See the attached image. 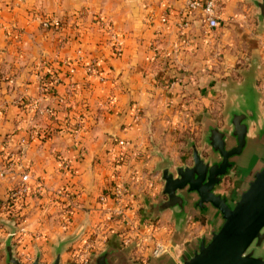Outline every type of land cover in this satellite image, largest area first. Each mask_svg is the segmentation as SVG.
<instances>
[{"label":"crops","instance_id":"obj_1","mask_svg":"<svg viewBox=\"0 0 264 264\" xmlns=\"http://www.w3.org/2000/svg\"><path fill=\"white\" fill-rule=\"evenodd\" d=\"M253 1L216 0L217 29H209L198 11L181 32L177 21L187 0H0V210L7 194L27 182L25 220L12 237L23 264L38 252L40 261L49 264L52 246L84 228L61 255V264H76L85 241L104 235L106 228L97 235L94 230L113 206L100 197L117 173L120 140L130 146L118 172L137 195L128 215L143 235L149 232L143 228L149 221L142 211L162 191L161 168L175 171L193 163L188 145L194 141L201 146L205 116L220 127L224 123L227 93L217 84L240 83L243 63L254 59L264 64V26L257 23ZM46 16L66 24L59 32L44 29L40 19ZM163 17L166 23H161ZM101 19L108 29L100 26ZM115 42L122 49L120 57L115 56ZM79 51L85 61L97 58L100 77L82 66ZM55 71L63 81L46 95L42 86ZM178 77L184 82L169 89ZM263 80L261 71L257 87L264 95ZM182 105L187 106L186 126L177 116ZM81 114L85 123L77 131L71 118ZM158 220V235L169 246L175 226L172 211L162 212ZM220 223L216 210L195 213L178 254ZM112 228L91 258L115 241L129 248L134 263L150 262L148 245L143 250L135 242L125 246V227ZM2 236L8 235L0 227Z\"/></svg>","mask_w":264,"mask_h":264},{"label":"water","instance_id":"obj_2","mask_svg":"<svg viewBox=\"0 0 264 264\" xmlns=\"http://www.w3.org/2000/svg\"><path fill=\"white\" fill-rule=\"evenodd\" d=\"M257 20L264 26V0H254ZM250 64H259L252 60ZM227 93L222 127L205 116L201 146L192 141L191 165L175 171L161 168L163 188L155 202H147L142 216L157 220L171 210L175 223L169 252L152 257L148 264H264L256 250L264 249V95L257 87V72H244L242 81L232 85L218 83ZM240 174L230 193L221 191L225 180ZM220 214L221 223L192 240L186 248H178L185 227L195 213ZM11 228L5 241L6 264H23L15 255ZM84 228L72 237L59 240L51 248L53 260L61 264L62 253L79 239ZM129 248L111 241L91 258L89 264H136L130 260ZM176 257L177 261L173 259ZM38 252L30 264H45Z\"/></svg>","mask_w":264,"mask_h":264},{"label":"built area","instance_id":"obj_3","mask_svg":"<svg viewBox=\"0 0 264 264\" xmlns=\"http://www.w3.org/2000/svg\"><path fill=\"white\" fill-rule=\"evenodd\" d=\"M198 11H201L204 14L206 24L209 29H217L220 26L216 13V0H187L184 9L179 13L177 21V27L180 29L181 32H184L190 27L192 16L195 12ZM40 21L44 29L51 31H57L63 26V20L60 18L46 16L42 17ZM167 21L168 19L166 17H163L161 19V23H166ZM99 23L101 27H105L107 29L109 28V26L106 25V22L103 19L99 20ZM116 43L117 42H115V44ZM113 47L115 56L120 57L122 54L121 47L117 44ZM79 52V62H83L85 64L87 72L93 76L100 77L102 75V70L97 66V59L93 58L89 61L84 62L82 61L83 55H81V51ZM49 76L50 77L45 80L44 85L42 86V90L46 95H51L55 85L61 83L63 78L58 71H55L52 74L50 73ZM183 82L184 79L182 77H178L171 81L168 87L169 89H174ZM186 107V105H182L177 110V116L179 117V120H181V126L187 125L186 120L183 116ZM71 123L75 125V127H77V129L75 130L79 131V128L82 127L85 123V120L83 116L80 117L78 115L77 117L71 118ZM26 141H28V139L24 138L22 140L24 144L26 143ZM118 146L119 150L115 157V170L117 171V173L114 174L112 180L113 184L111 186V189L109 190V193L103 194L100 197V201L103 204H107L109 202L113 206L106 209L105 220L100 225L95 227L94 235H97L95 232L105 230V228L107 229V231L104 233V235L99 236V240L95 238L83 247L84 249H82L75 257L76 264H89L91 260V255L92 253H94V248L96 247V245L103 243V240L106 239V236L112 232L113 225H119L121 226V228L122 226L125 227V229L121 232V235L123 237V244L125 246H128L135 242V247L138 250H143L145 246L148 245L147 248H149L150 256L152 257H158L164 253L169 252L168 243L161 236L158 235L162 227L158 219L155 221H149L143 225V228L149 231L148 233L143 235L141 233L140 227L135 223V221L129 218L128 214L130 211L134 210V204L136 202L137 195L131 189L130 183L126 181L118 172V169L121 165L124 164V158L121 150L127 149L130 144L125 140H120L118 142ZM63 164L65 167V171L71 173L72 168L70 167L68 162H64ZM129 172L130 174L136 175L135 173H133L134 171ZM149 187H153V183L151 181L149 182ZM41 190L42 185L39 184L38 191ZM28 195H30L29 185L27 182L22 181L17 185V187L12 189L7 194V197L3 203L4 207L7 206L9 207V209H17L18 207H21V205H23L22 203ZM130 231H134L136 235L133 236Z\"/></svg>","mask_w":264,"mask_h":264},{"label":"rangeland","instance_id":"obj_4","mask_svg":"<svg viewBox=\"0 0 264 264\" xmlns=\"http://www.w3.org/2000/svg\"><path fill=\"white\" fill-rule=\"evenodd\" d=\"M62 20H63V26L59 30H57L56 32H59L61 29H63L64 25L66 24V21H64V19H62ZM257 23H258V20H257ZM63 37L64 36H62V38ZM262 49L264 50V47H262ZM263 53H264V51H263ZM79 55H80V53H79ZM81 55H83V54L81 53ZM82 57H83L82 61L85 62L84 56H82ZM93 58H96V57H91V59H93ZM255 58H257V57H255ZM80 63L82 64V66L85 67V64L83 62H80ZM241 66H242V68H244L243 69L244 71L241 73V76H243L244 72L251 71L252 69L255 72H257V75L261 71L264 73V64H260L259 63V64L255 65V64L248 63L247 65H244V63H243V65H241ZM257 85H258V87H260V85L258 84V81H257ZM262 85L264 86V80L262 81ZM225 105H226V103L223 104V107H225ZM81 116H82V114L80 115V117ZM240 177H241L240 174L233 175L232 177H229L227 179L225 185H224V190L227 191L228 193H230L232 188L237 185V182L240 180ZM24 209H25L24 206L21 205V207H18L17 209H12V208L9 209V207L5 206L4 208H2V210H0V227L4 228V230L6 231L8 236L10 235L12 227H14L15 229L18 227L19 230L21 231V229H20V227L22 226L21 224L25 220ZM18 224H20V227L18 226ZM18 228H17V230H14L15 232L12 234V237L18 231ZM8 236L7 237L6 236L0 237V264H6V261H5V257H6V251H5L6 244H5V241L8 238ZM85 242L86 243H84V244L86 245L88 242H87V240ZM255 254L257 256H260V257L264 258V249L256 250ZM52 258H53V256L51 254L50 262L53 260ZM30 263H31L30 261L29 262H25V264H30Z\"/></svg>","mask_w":264,"mask_h":264},{"label":"trees","instance_id":"obj_5","mask_svg":"<svg viewBox=\"0 0 264 264\" xmlns=\"http://www.w3.org/2000/svg\"><path fill=\"white\" fill-rule=\"evenodd\" d=\"M62 81H63V78H62ZM122 152V155H123V158H124V163L127 162L128 158H129V154H128V149H122L121 150ZM113 182H110L109 185H108V188H107V191L104 192V194H107L109 193V190L111 189V186H112Z\"/></svg>","mask_w":264,"mask_h":264}]
</instances>
